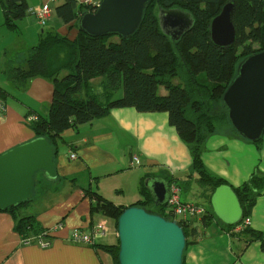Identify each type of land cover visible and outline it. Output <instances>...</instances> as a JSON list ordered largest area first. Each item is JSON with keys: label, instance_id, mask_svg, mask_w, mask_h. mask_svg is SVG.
<instances>
[{"label": "crops", "instance_id": "0c3cea01", "mask_svg": "<svg viewBox=\"0 0 264 264\" xmlns=\"http://www.w3.org/2000/svg\"><path fill=\"white\" fill-rule=\"evenodd\" d=\"M26 1L28 15L15 21L16 29L7 24L0 2V88L6 93V111L0 115V155L36 138L26 119L30 114L47 118L54 93L50 80L34 78L18 88L5 75L8 60L25 67L29 49L38 44L44 30H53L40 26L33 15L49 0ZM66 29L65 25L58 32ZM101 82L102 78L92 80L98 93ZM167 93L164 86L159 87L160 96ZM57 148L56 182L39 175L31 202L13 212H0V264H116L104 249L118 243L116 220L93 211L96 198L102 196L117 206L129 207L145 199L141 186L147 178L189 186L195 175L190 146L170 124L167 112L114 108L107 116L66 129L57 139ZM73 153L76 159L70 158ZM134 157L138 163L134 164ZM203 162L211 176L233 188L241 187L254 171L264 174V138L258 147L230 132H216L206 141ZM208 214L207 222L203 218L192 221L195 232L185 264H264L260 242L247 243L248 235L233 234L209 210ZM26 217L34 220L31 243L17 230L20 219ZM250 219L251 229L264 232V192L256 199ZM102 221L107 222L109 232L96 246L71 240L73 229L89 231ZM59 224L62 227L53 231ZM42 234L50 236L48 247L35 241Z\"/></svg>", "mask_w": 264, "mask_h": 264}, {"label": "trees", "instance_id": "16d2710c", "mask_svg": "<svg viewBox=\"0 0 264 264\" xmlns=\"http://www.w3.org/2000/svg\"><path fill=\"white\" fill-rule=\"evenodd\" d=\"M0 2L7 24L16 29L15 21L28 15L27 1ZM228 2L235 5L236 41L231 47L223 48L212 41L210 25ZM160 8H178L190 13L194 19L192 29L173 40L160 28ZM96 10V6L80 4L78 0H65L55 12L67 26L66 31L44 30L38 44L27 52L25 67L13 59L7 61L6 78L18 88L25 87L34 78L54 83L49 116H38L31 124L36 137L48 138L57 154V139L66 129L107 116L114 108L133 107L142 113L167 112L170 124L190 146L193 172L198 176L203 197L210 203L215 190L227 182L211 176L206 170L203 162L206 141L216 132H230L242 138L229 123L222 97L240 62L264 50V0H154L148 5L138 32L127 39L118 37L116 41L111 39L117 36L91 37L79 30L80 15ZM255 44L260 45L259 50H254ZM97 78H102L99 93L92 84ZM175 79L180 83H174ZM160 86L166 88V95L158 94ZM121 88L123 96L115 98ZM0 96L5 100L6 93L1 88ZM219 106L223 107L220 112ZM263 138L254 144L260 147ZM192 177L193 174L190 179ZM168 183L178 184L176 180ZM141 187L145 199L132 206L175 220L166 214L167 205H154L144 182ZM233 190L240 200L244 217L235 225L225 224L230 230L250 217L256 199L264 192V174L254 171L248 181ZM125 208L102 196H98L93 205V211L114 218L116 224ZM211 215H215L213 211ZM208 217L203 218L205 222ZM179 224L185 229L187 238L194 236L192 223L179 221ZM17 230L29 239L34 232L33 218L20 219ZM240 234L250 237L247 243L260 242L264 253V232L248 227ZM40 237L50 239L48 234ZM118 244L119 241L116 246L104 248L114 256L116 264H119Z\"/></svg>", "mask_w": 264, "mask_h": 264}, {"label": "water", "instance_id": "95a60500", "mask_svg": "<svg viewBox=\"0 0 264 264\" xmlns=\"http://www.w3.org/2000/svg\"><path fill=\"white\" fill-rule=\"evenodd\" d=\"M154 0H101L95 12H83L78 28L91 37L130 38L140 29L146 9ZM235 5L228 2L210 25L211 39L219 47L236 41L233 22ZM159 25L164 34L178 40L188 33L194 19L181 9L160 8ZM222 102L231 127L243 140L256 143L264 136V50L245 58L225 90ZM56 152L46 137H36L0 155V212L27 204L34 198L38 176L56 182ZM154 205H167L170 185L162 178L144 181ZM210 204L215 216L226 225L244 217L240 200L229 185L218 187ZM119 264H184L188 248L185 229L140 206L125 208L117 220Z\"/></svg>", "mask_w": 264, "mask_h": 264}, {"label": "built area", "instance_id": "2783aa9c", "mask_svg": "<svg viewBox=\"0 0 264 264\" xmlns=\"http://www.w3.org/2000/svg\"><path fill=\"white\" fill-rule=\"evenodd\" d=\"M59 0H49L48 2L44 3L38 10H36L33 15L35 16L38 24L45 28L50 21L52 14L54 12L52 3H56ZM80 4L88 5V6H96L98 3H95L94 0H78ZM6 111V103L5 100L0 96V115L4 114ZM38 120V116L34 114H30L26 121L29 124ZM71 159H76L77 155L75 153L70 155ZM134 164L138 163V159L134 157L133 159ZM166 214L173 216L178 221H183L186 224H191L193 220L198 218H204L208 216V210L199 204L190 203V202H183L181 199V187L176 184H170V198L167 203L166 207ZM251 219L250 217L245 218L244 221L237 225L233 230V234H240L246 228L250 227ZM62 225L59 224L56 226L53 231H57L61 228ZM109 229L108 224L106 221H102L96 224L91 230L85 231L79 228L73 229L71 232V240L74 243L96 246L100 239L106 237L108 235ZM34 240L32 239H25V242L31 243ZM39 246L45 248L50 245V240L45 238H39L35 240Z\"/></svg>", "mask_w": 264, "mask_h": 264}, {"label": "rangeland", "instance_id": "374dc122", "mask_svg": "<svg viewBox=\"0 0 264 264\" xmlns=\"http://www.w3.org/2000/svg\"><path fill=\"white\" fill-rule=\"evenodd\" d=\"M101 1V0H100ZM99 1V2H100ZM65 2V0H59L58 2L56 3H52V7H53V10L55 11V8L61 4H63ZM54 14V12H53ZM48 28H51L53 30H56V31H60L61 29H64L65 28V24L63 22L62 19H60L56 13L53 15V18L50 19V21L48 22L47 26ZM45 27V29H46ZM49 30V29H47ZM112 41H116L118 40V37H113L111 39ZM260 49V45L259 44H255L254 45V50H259ZM241 51V49H240ZM20 60V59H18ZM15 61V60H14ZM123 95V89L121 88L116 94H115V97L116 98H120L122 97ZM223 109V107L219 106L217 108V110L220 112L221 110ZM225 110V109H224ZM221 127V126H220ZM39 177V176H38ZM198 176L195 174L191 179H189V186H186V185H181V199L183 202H190V203H196V204H199V205H202L204 206L206 209H208L210 212H212V208H211V205L210 203L206 200L205 197H203L202 195V192H201V186L198 184ZM20 208V207H19ZM189 231V230H188ZM213 231V229L211 228L209 230V232L211 233ZM190 235V233H189ZM193 237L189 236L188 240L189 242L193 241L192 239ZM119 245V244H118ZM196 248H198V245H196ZM200 250V248L198 249Z\"/></svg>", "mask_w": 264, "mask_h": 264}]
</instances>
